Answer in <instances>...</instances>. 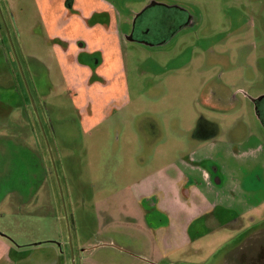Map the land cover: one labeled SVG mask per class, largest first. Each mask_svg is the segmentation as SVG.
<instances>
[{
  "label": "rangeland",
  "instance_id": "rangeland-1",
  "mask_svg": "<svg viewBox=\"0 0 264 264\" xmlns=\"http://www.w3.org/2000/svg\"><path fill=\"white\" fill-rule=\"evenodd\" d=\"M149 1L0 0L11 264H42L46 244L60 264H264V132L251 101L264 94V0H155L191 24L156 45L117 39L113 18L125 30L121 13ZM204 154L227 162L204 165L214 178L244 183L228 190L235 202L257 208L161 257L153 229L164 218L141 198L168 163Z\"/></svg>",
  "mask_w": 264,
  "mask_h": 264
},
{
  "label": "crops",
  "instance_id": "crops-1",
  "mask_svg": "<svg viewBox=\"0 0 264 264\" xmlns=\"http://www.w3.org/2000/svg\"><path fill=\"white\" fill-rule=\"evenodd\" d=\"M75 6V4L70 5L68 10L76 8ZM68 20L72 21V19ZM113 20L114 36L117 39H119V36L123 38V29L119 27L114 18ZM58 33H55V36H59L64 40L67 39L69 41L68 44L71 43L75 47L78 37L70 39V37L64 36L62 33L59 35ZM59 43H62L61 40H59ZM21 45L24 44L21 42ZM22 48L23 46H21L22 53H26L23 52ZM26 56L30 58V62L46 66L43 64V59L38 52L29 51ZM46 67L49 72H52V69H50L52 66ZM0 104L7 107V103L2 100H0ZM208 162H214L218 167L226 166L224 164L227 163L208 154L200 155V158L197 159L181 158L177 162L172 161L156 174L158 177L154 178L153 182L147 187V194H143L142 198L140 197L143 201L154 203L153 207L156 208L157 214L164 218L162 220L163 223L153 229L161 257L176 255L191 246L194 240L191 232L200 233L205 228V225L209 229L213 225H218L219 228L224 229L228 224L236 221L233 216H246L257 208V206L246 205L243 199L235 202V195L229 193V189H233L235 185L239 186L243 183L241 180L232 181L229 177L222 179L221 175L211 182L207 180L205 176L209 172L204 169V165ZM217 172L219 173L218 169ZM153 190L156 192L151 193ZM246 195L248 193L243 192L241 194V196ZM261 204L263 205L264 201ZM237 208H241L238 214L236 213ZM213 229L211 228L210 230ZM46 245V248L35 250V254H40V260L43 261L42 264H60L59 251L51 244ZM13 251L18 252L1 235L0 257L5 264H11L10 256ZM31 255H34V253ZM25 259L27 258L20 259L18 262H22Z\"/></svg>",
  "mask_w": 264,
  "mask_h": 264
},
{
  "label": "flooded vegetation",
  "instance_id": "flooded-vegetation-1",
  "mask_svg": "<svg viewBox=\"0 0 264 264\" xmlns=\"http://www.w3.org/2000/svg\"><path fill=\"white\" fill-rule=\"evenodd\" d=\"M143 7L140 10L131 8L134 12L131 22L126 19L132 11L128 6L127 11L121 13V23L126 26L122 34L128 42L156 45L170 39L179 29L192 22L183 9L178 7L166 6L155 0L149 1ZM128 22L129 26L126 25ZM251 101L256 118L264 132V94L251 98ZM214 172H217V169H214ZM211 176V173H208L205 178L210 182L217 179Z\"/></svg>",
  "mask_w": 264,
  "mask_h": 264
},
{
  "label": "trees",
  "instance_id": "trees-1",
  "mask_svg": "<svg viewBox=\"0 0 264 264\" xmlns=\"http://www.w3.org/2000/svg\"><path fill=\"white\" fill-rule=\"evenodd\" d=\"M2 29V25H1V23H0V30Z\"/></svg>",
  "mask_w": 264,
  "mask_h": 264
}]
</instances>
